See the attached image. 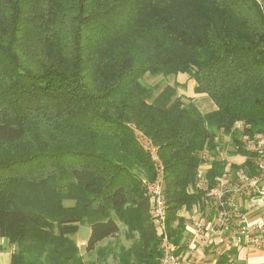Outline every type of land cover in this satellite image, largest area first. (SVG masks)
Listing matches in <instances>:
<instances>
[{"label":"trees","instance_id":"16d2710c","mask_svg":"<svg viewBox=\"0 0 264 264\" xmlns=\"http://www.w3.org/2000/svg\"><path fill=\"white\" fill-rule=\"evenodd\" d=\"M145 74L186 75L215 108L203 113L178 93L185 83L160 89ZM257 137L264 0H0V237L15 246L9 264H100L91 256L119 224L131 244L113 251L117 264H156L143 180L160 177L179 243L190 221L181 210L205 205L200 168L209 186L238 169L254 173L245 144ZM236 155L241 164L228 161Z\"/></svg>","mask_w":264,"mask_h":264},{"label":"built area","instance_id":"2783aa9c","mask_svg":"<svg viewBox=\"0 0 264 264\" xmlns=\"http://www.w3.org/2000/svg\"><path fill=\"white\" fill-rule=\"evenodd\" d=\"M245 148L253 155L255 172L238 169L231 176L225 173L217 183L209 186L200 168L195 187L204 192V207L193 205L186 225L197 243L181 249L174 243L167 228V206L162 184L143 180L149 204V216L160 238L156 264H194L196 252L209 251L216 256L231 257V251L252 244L264 229V217L248 218L242 211L243 202L264 207V137L246 142Z\"/></svg>","mask_w":264,"mask_h":264},{"label":"crops","instance_id":"0c3cea01","mask_svg":"<svg viewBox=\"0 0 264 264\" xmlns=\"http://www.w3.org/2000/svg\"><path fill=\"white\" fill-rule=\"evenodd\" d=\"M228 161L230 163L241 164L244 161V157L239 155L230 156L228 157ZM206 167L207 165H204V169ZM242 211L245 212L247 217L251 219L264 217V207H257L248 204L246 201L243 202ZM181 214L190 217L189 212L185 209L181 210ZM83 240L84 241L79 242V244L77 243L80 249V245L84 247L86 238L84 237ZM196 243L197 240L188 229L186 230L185 227L183 240L179 242V244L182 245L181 249L184 250L187 246H193ZM14 249V245L9 244L7 239L0 237V257H2L3 253L7 252L8 261L10 262V257ZM231 254V257L222 255L228 260L226 264H253V260H256L257 258H264V229L260 232V234H258L256 242L242 245L239 248L232 250ZM219 257L220 256H216L209 251L203 253L196 252L194 255V264H218L217 262ZM259 264H264V261H259Z\"/></svg>","mask_w":264,"mask_h":264},{"label":"rangeland","instance_id":"374dc122","mask_svg":"<svg viewBox=\"0 0 264 264\" xmlns=\"http://www.w3.org/2000/svg\"><path fill=\"white\" fill-rule=\"evenodd\" d=\"M142 81L147 85H151V86L158 85L160 89L164 87L166 84H173L175 82L179 84L185 83L184 88L182 87V85H179L178 87L179 94H183L185 96H192L195 104L197 105L199 110L203 113L211 111L215 108L213 101L208 96L197 95L193 92V81L192 80L187 81L186 75L179 74L175 77L174 76L163 77L161 75L151 76L149 74H145L142 78ZM222 156H226L224 151L222 152ZM202 170H205L204 166L202 167ZM157 181L160 182V177H158ZM119 225L121 228L119 236L116 239L103 240L99 242L98 246L102 249L101 251H98V253L97 250L94 251V253L91 256L92 259L98 261V263L100 264H117V260L113 258L114 257L113 251L118 252L121 247L126 248L131 244V239H128L125 236L126 228L122 224ZM88 234H89L88 226L86 225L81 226L80 231L76 236L77 243L79 244V242L84 241L83 240L84 237L87 238ZM80 247H81V253H84L83 246L80 245ZM108 247H112V251L109 252V254H107L108 251L106 250L108 249ZM105 253L107 254L106 256Z\"/></svg>","mask_w":264,"mask_h":264},{"label":"clouds","instance_id":"9594fccd","mask_svg":"<svg viewBox=\"0 0 264 264\" xmlns=\"http://www.w3.org/2000/svg\"><path fill=\"white\" fill-rule=\"evenodd\" d=\"M259 261H264V258H257L256 260H253V264H259ZM0 264H9L7 252L3 253L2 257H0Z\"/></svg>","mask_w":264,"mask_h":264}]
</instances>
